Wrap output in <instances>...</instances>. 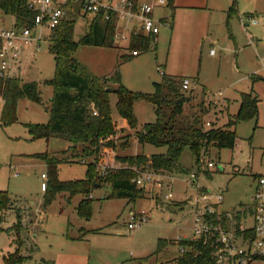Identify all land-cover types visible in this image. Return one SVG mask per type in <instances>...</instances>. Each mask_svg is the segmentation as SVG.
Instances as JSON below:
<instances>
[{
	"label": "rangeland",
	"instance_id": "374dc122",
	"mask_svg": "<svg viewBox=\"0 0 264 264\" xmlns=\"http://www.w3.org/2000/svg\"><path fill=\"white\" fill-rule=\"evenodd\" d=\"M228 1L235 9L231 15L229 9L204 13L188 7L178 8L172 15L168 4L164 10L156 9L155 17L168 16L172 27L160 29L157 45L126 60L121 56L130 54L129 40L115 41L111 48L79 44L94 15L83 14L76 5L68 15L75 17L74 59L90 74L108 79L118 69L122 85L142 95L154 94L155 85H160L164 76L187 78L189 88L182 93L189 101L181 117L188 124L199 127L201 122H209L222 127L238 114L243 94L251 93L258 99L256 116L236 124L233 150L211 148L196 159L189 147L184 148L179 158L180 171L162 178L171 185V201L164 200L165 189L151 196L143 193L135 201L111 199V185L105 183L93 187L87 196L88 218L78 213L83 195L60 193L44 206L41 185L47 183L42 179V175L47 176V167L35 155L65 158L58 166V180L62 182L85 179L88 164L92 163L95 178L102 175L99 165L80 147L61 155L71 146L68 142L32 138L26 126H44L49 120V82L54 78L55 61L48 38L23 49L18 78L24 83H37L41 103L19 100L15 122L0 125V192H7L9 198L7 208L0 211V264L4 255L15 250L27 259L25 264H175L174 259L180 256L175 240L191 239L189 203L200 191L222 194L223 210L252 206L256 179L264 176V47L256 50L257 38L259 33L264 37V28L248 23L247 15L238 13L236 0ZM0 15V25L14 26L11 15ZM208 15L211 18L207 19ZM115 103L116 97L111 95L113 121L117 128H126ZM1 110L0 100V113ZM133 113L138 128L155 121L153 106L145 101L136 102ZM127 134L133 136L134 132L127 130L123 135ZM128 141V147L116 149V156L150 158L165 152V148L140 145L132 138ZM209 162L212 168H207ZM113 163L116 167L126 166ZM141 214L147 221L129 229L133 216ZM246 226L250 227L251 222ZM159 239L168 244L155 255ZM249 264H264V258Z\"/></svg>",
	"mask_w": 264,
	"mask_h": 264
},
{
	"label": "trees",
	"instance_id": "16d2710c",
	"mask_svg": "<svg viewBox=\"0 0 264 264\" xmlns=\"http://www.w3.org/2000/svg\"><path fill=\"white\" fill-rule=\"evenodd\" d=\"M26 1L0 0V12L11 15L14 18L15 27H31L34 14L27 9ZM167 4L171 9L174 8L172 0H167ZM233 12L235 9L231 7L229 15ZM74 26L75 17H68L61 20L48 34L49 52L55 61L54 78L49 82L52 87L49 120L44 126L27 125L26 127L33 139L58 138L68 142L71 146L61 155L80 147L88 158L94 160L95 165H103L110 160L126 165L127 168L111 170L104 176L98 175L95 178L92 163L88 164L85 179L62 182L58 180V166L64 163L65 158L37 154L34 157L44 161L47 167L44 206L50 205L60 193H67L70 197L83 195L85 198L78 206V213L88 218L90 200L87 196L93 187L105 183L112 188L109 198L135 201L142 197L144 191L131 182L135 173L130 167H143L149 161L152 171L171 176L180 171L179 158L185 147L191 149L196 159L202 151L211 148L233 150L236 143V124L241 119L248 120L257 114L258 99L251 93L243 94L238 114L230 118L229 122L222 127L210 125L206 129L205 123L201 120H199L201 122L199 127L188 124L181 117L183 106L189 101L188 97L182 93L181 82L184 78L164 76L162 83L155 85L154 94L142 95L133 93L122 85L118 69L108 79L96 77L74 59L76 49V43L73 40ZM113 34V18L102 21L99 16H96L79 44L111 48ZM151 43L149 38L134 37L129 49L146 52L150 49ZM131 57V55H122L121 60ZM111 95L116 97L117 113L126 122L128 131L134 132L133 136L123 135L127 130L117 128L114 123L110 106ZM21 99L41 103L37 83H24L19 78H0V100L2 101L0 125L6 126L15 122L16 108ZM138 101L151 104L155 115L153 123L141 125L139 128L133 113V106ZM199 121L196 122L199 123ZM130 138L140 145L165 148V152L152 155L150 158L116 156V149L128 147ZM8 202L7 192H0V211L7 208ZM17 219L19 223V215ZM167 244L165 240L159 239L154 254L161 253ZM184 245L189 244L185 242ZM189 246L197 252V255L187 253L177 258L175 264H212L209 245L203 246L197 243ZM26 260L21 257L18 250H15L4 255L1 264H25ZM142 261L145 259H141Z\"/></svg>",
	"mask_w": 264,
	"mask_h": 264
},
{
	"label": "built area",
	"instance_id": "2783aa9c",
	"mask_svg": "<svg viewBox=\"0 0 264 264\" xmlns=\"http://www.w3.org/2000/svg\"><path fill=\"white\" fill-rule=\"evenodd\" d=\"M164 4V0H158L153 5L139 0H27L26 7L34 14L31 27L6 28L0 25V78H18L23 49L47 39L61 20L71 17L68 15L74 10V5L83 14L99 16L102 21L113 18L114 44L115 41L131 42L134 37L149 38L154 42L160 28L169 26L168 21L154 17L155 9ZM246 20L258 24L253 17H246ZM139 53L130 51L129 55L136 57ZM189 84L190 81L184 78L181 82L182 90H188ZM205 127H210V123L206 122ZM149 165L148 161L143 167H130L135 173L131 182L150 196L165 189L164 200L171 201V185L162 181L163 177L169 176L155 173ZM212 167V163H207V168ZM99 168L104 176L111 170L127 166L116 167L109 160L99 165ZM42 179L46 181V176L42 175ZM41 189L45 191L46 182L42 183ZM250 200L251 207L240 205L236 211H228L221 208L222 194L212 195L200 191L196 199L189 203L191 239L175 240L179 247V257L187 253L197 255L189 245L201 243L203 246L209 245L212 264H249L255 259L264 258V176L256 179ZM146 221L144 214L137 218L133 216L128 228L134 229ZM247 222H251L250 227L246 226ZM185 242L189 245H184Z\"/></svg>",
	"mask_w": 264,
	"mask_h": 264
},
{
	"label": "crops",
	"instance_id": "0c3cea01",
	"mask_svg": "<svg viewBox=\"0 0 264 264\" xmlns=\"http://www.w3.org/2000/svg\"><path fill=\"white\" fill-rule=\"evenodd\" d=\"M157 1L158 0H139V2H141V3L152 4V5L156 4ZM166 1L162 7H158L156 9H161V10L163 9L164 10V8L167 7ZM172 2H173V7H174L173 9H171L172 15L174 13L178 12V8L182 9L183 7H188L191 9L199 10V11H202L204 13L208 12V10H209V12L213 11L214 9L220 10L222 12L226 11L227 9L230 10V3L228 0H211V1L210 0H185V2H180V0H172ZM236 5H237L238 13H245V15H247V17H253L258 22V24H256V25L252 24L253 26H260V27L264 28V26H263L264 25V0H236ZM174 9H176V11H174ZM207 14L208 13H206V15ZM208 16L209 17L207 19L211 18V15H208ZM154 17H155V11H154ZM0 18H2L1 15H0ZM157 20L168 21L169 26L165 27V28L169 29L172 27V21L166 15L159 17ZM219 20H220V18H219ZM208 23H209V20L205 24L203 23L201 25L202 26L201 29L204 26L208 25ZM245 26H247V24H245ZM159 34H160V31H159L158 35L156 36L155 41L151 43L150 48L152 47V45H157V43L159 41ZM259 34H260L259 35L260 38L259 39L257 38L258 42L256 44V50L262 51L263 47H264V45H263L264 37L261 38V35L263 33H259ZM211 54H212V52H211ZM123 129L128 130V127L123 128ZM96 187H99V186H96ZM175 260H177V258L174 259V262H175Z\"/></svg>",
	"mask_w": 264,
	"mask_h": 264
}]
</instances>
